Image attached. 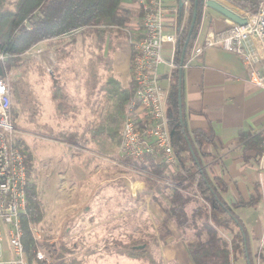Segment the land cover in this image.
<instances>
[{"label":"trees","instance_id":"16d2710c","mask_svg":"<svg viewBox=\"0 0 264 264\" xmlns=\"http://www.w3.org/2000/svg\"><path fill=\"white\" fill-rule=\"evenodd\" d=\"M121 2L122 0H0V54L8 56L6 63L17 69L18 62L21 61L20 55L48 39L63 38L70 43L69 45H72L81 35V41L90 38L93 44L101 45L108 31L105 28L97 29L99 26L125 27L129 21L127 11L122 8ZM245 3L253 5L256 0L233 2L241 9L249 10V5ZM193 4L194 0H190L188 23L176 43L174 62L177 65H180V56L190 25ZM201 7L202 0H198L197 19L186 47L184 60L198 28ZM179 16L180 11L178 10V18ZM75 31L78 32L66 36ZM99 62H101V58L96 55L93 61L91 60L85 65L83 73L77 72L75 75L82 80L85 104L90 106L91 112L96 115L93 120L87 121L81 130L76 127L78 124H74L76 117L82 113L74 101L78 97L71 95L59 81L53 86L52 96L59 101L57 103L60 101L65 103H60V108H64V105H66V109L67 107L71 108V114L67 110L64 112L70 116L69 120L73 121L71 125L74 127L72 131L64 132L69 137L68 139L95 145L100 150L107 152L120 141L125 108L133 96L134 89L120 90L115 87L116 84L113 81L102 83L96 66ZM3 75L4 72L0 65V77ZM169 80L165 99L167 127L169 133L172 134L171 144L179 166L188 176L184 178L178 176L176 179L184 182L187 178L188 184L183 188L184 192L174 188L169 191L165 187L155 186L154 183L148 181V186L154 187L156 191L151 197L152 202L160 207V211L164 215L163 223L157 229L158 238L163 241L170 234L166 226L170 222L180 233L181 239L187 242L186 251L190 264H235L239 258L242 259L243 264H255L248 231L242 220L235 214V210L240 207L253 206L259 202V190L249 203L230 204L225 200L227 185L221 178L209 176L202 161L205 154L201 152V149L206 143L212 142V134L204 131H189L186 128L183 105H181L182 120H180L177 103L178 88L179 86L181 88L182 83V71L181 76L180 69L171 71ZM12 90L15 94L16 89L12 88ZM67 100L71 103H68ZM11 110L14 119L12 107ZM260 141L261 139L254 141L259 155L263 150L259 148ZM15 144L24 156L29 181L26 188V214L21 216L24 230L23 244L30 264H46L35 259L34 244L28 228L29 223L37 224L42 217L35 184L30 182L33 156L22 142L16 139ZM146 162L147 166H150L155 173H163L150 158H147ZM195 174L198 175V179L194 183ZM194 186L197 194L206 202L205 205L186 193V191H194ZM160 194L166 195L165 202L159 197ZM135 202L137 205L143 204L145 202L144 195H138ZM40 246L42 250H47L55 255L53 264H83L86 258L78 257L75 249L70 251L64 245L59 249L56 248L55 243L41 244ZM124 254L127 259L133 261L162 264L156 256H153L148 244L131 246L126 249Z\"/></svg>","mask_w":264,"mask_h":264},{"label":"rangeland","instance_id":"374dc122","mask_svg":"<svg viewBox=\"0 0 264 264\" xmlns=\"http://www.w3.org/2000/svg\"><path fill=\"white\" fill-rule=\"evenodd\" d=\"M174 2L177 5V1ZM128 24L125 27L101 25L97 29L105 28L111 32L113 28L127 33V30L133 31ZM81 40L80 35L76 40V50L68 53L65 47V44H70L68 41L58 43L48 39L20 55L17 69L9 66L6 60L4 63L17 129L16 138L33 156L30 182L35 184L41 206V221L29 223V231L33 236L37 232L45 235L38 243V249L46 256L51 255L52 264L55 255L42 250L41 244L55 243L58 249L62 245L70 251L75 249L78 257H86L83 264H126L124 260H119L126 258L124 253L127 248L148 244L153 256L162 264H168L163 261L167 242L158 238L157 231L164 215L160 207L152 202L151 197L156 191L148 186V181L169 191L174 188L184 192L187 178L183 182L177 181L176 177L188 176L179 163L176 170L155 164L163 172L159 174L147 166V162L117 158L115 153L119 141L104 152L95 145L68 139L64 132L72 131L74 127L70 116L64 112L67 110L71 114L72 111L69 107L66 109V105L60 108V103L64 102L57 103L59 101L53 98L52 89L57 81L70 94L78 97L74 101L82 113L74 122L78 124L77 128L81 130L87 121L96 116L91 112V107L85 104L82 80L75 76L83 71L80 60L84 59L85 46L80 44L88 43ZM67 64L69 67H66ZM66 75L73 77L74 82H65ZM51 77L56 80L55 85ZM12 88L16 89L15 94ZM197 179L198 175L195 174L194 183ZM193 189L186 193L205 205L195 186ZM138 195H144L143 204H136ZM159 197L166 201L165 194ZM260 207L263 208V205ZM3 245L6 246L7 242L4 241ZM262 252L263 246L259 242L255 264L264 262L261 260ZM175 263L183 264L180 254ZM235 264H243L242 259L239 258Z\"/></svg>","mask_w":264,"mask_h":264},{"label":"crops","instance_id":"0c3cea01","mask_svg":"<svg viewBox=\"0 0 264 264\" xmlns=\"http://www.w3.org/2000/svg\"><path fill=\"white\" fill-rule=\"evenodd\" d=\"M215 1L234 12L238 13L241 10V7L233 4L236 0ZM260 4L264 5V0H256L253 5L248 4L249 10L257 11ZM121 6L127 11L128 25L136 31L141 16L137 4L134 0H122ZM177 21L178 6L174 0H171L166 7L165 32H172ZM225 28H227L226 18L216 10L207 8L201 38ZM54 40L58 43L66 41L63 38ZM103 40L101 45L93 44L90 38L87 39L88 43L80 44L82 47L85 46L84 59L80 60L82 67L84 68L98 55L101 62L96 66L102 83L113 81L115 87L120 90L134 89L130 77L131 49L126 33L112 28ZM73 45H65L68 53L76 50L77 44ZM170 49L169 44L163 45L165 58L170 56ZM66 67L69 65L67 64ZM181 71L182 105L186 128L189 131H204L212 134V142L206 143L201 149L205 154L202 161L209 176L221 178L227 185V193L224 197L230 204L249 203L259 190V202L235 210V214L248 231L251 251L255 258L264 225V92L249 84L247 81L249 69L241 59L221 48L213 47L206 50L192 67ZM158 74L161 85L167 92L170 71L165 66H160ZM64 80L67 83L74 82L73 77L69 78L67 75ZM256 139H261L259 148L263 150L260 155L255 147ZM261 205L263 208L260 207ZM166 226L170 234L163 240L167 242L163 261L176 264L177 255L180 254L183 264H190L186 251L187 242L181 239L180 233L172 223L168 222ZM262 246L261 260L264 261V243ZM3 247L2 259L5 261L10 259L11 253L8 244ZM121 260L126 264H137L127 258L119 261Z\"/></svg>","mask_w":264,"mask_h":264},{"label":"built area","instance_id":"2783aa9c","mask_svg":"<svg viewBox=\"0 0 264 264\" xmlns=\"http://www.w3.org/2000/svg\"><path fill=\"white\" fill-rule=\"evenodd\" d=\"M170 1L135 0L141 13L140 23L136 31L127 30L126 33L131 49L130 77L134 93L125 108L115 156L141 163L150 158L156 165L176 170L178 160L167 127L166 92L158 68L165 66L170 72L177 68L188 69L206 50L217 47L237 55L249 69V84L264 92V5L260 4L256 12H235L245 21L243 25L226 18L227 28L201 38L208 1L202 0L199 24L189 52L182 64L177 65L174 62L175 48L189 19L190 0H184L174 30L166 33L165 15ZM165 43L171 46L168 58L163 55ZM7 57L0 54L3 72ZM11 107L9 82L3 75L0 77V264H30L21 223V216L27 209L29 181L24 156L15 144L17 129ZM31 236L35 259L52 264L51 255L46 256L38 249V243L45 235L37 232ZM4 241L11 253L10 259L5 261L2 259ZM260 243H264V225Z\"/></svg>","mask_w":264,"mask_h":264},{"label":"water","instance_id":"95a60500","mask_svg":"<svg viewBox=\"0 0 264 264\" xmlns=\"http://www.w3.org/2000/svg\"><path fill=\"white\" fill-rule=\"evenodd\" d=\"M184 0H177V6L178 9L181 10L182 6H183ZM207 8H212L214 10H216L217 12H219L221 15H223L224 17H227L228 19L243 25L245 23V21L243 19H241L237 13H235L234 11H232L231 9L223 6L222 4L216 2L215 0H208L206 3ZM197 6H198V0H194V4H193V10H192V15H191V20H190V25L188 28V32L186 35V39L184 41V45L182 48V52H181V56H180V64L184 61V57H185V52H186V47L189 43L191 34L193 32V28L197 19ZM180 76H181V70H180ZM52 78L53 84L55 85L56 80ZM177 103H178V109H179V118L180 120H182V115H181V88L179 86L178 88V96H177ZM172 134L170 133V136Z\"/></svg>","mask_w":264,"mask_h":264},{"label":"bare ground","instance_id":"6f19581e","mask_svg":"<svg viewBox=\"0 0 264 264\" xmlns=\"http://www.w3.org/2000/svg\"><path fill=\"white\" fill-rule=\"evenodd\" d=\"M179 10V9H178ZM180 11V10H179Z\"/></svg>","mask_w":264,"mask_h":264}]
</instances>
